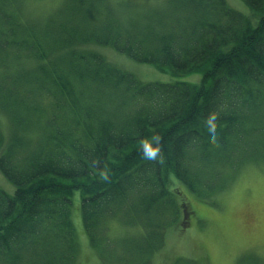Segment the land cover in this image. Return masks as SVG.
Here are the masks:
<instances>
[{"label": "trees", "instance_id": "1", "mask_svg": "<svg viewBox=\"0 0 264 264\" xmlns=\"http://www.w3.org/2000/svg\"><path fill=\"white\" fill-rule=\"evenodd\" d=\"M137 1L65 0L38 22L0 0V172L15 186L0 187V264H77V192L103 264H149L187 223L174 177L209 196L264 158V0H242L248 15L228 0ZM95 45L202 78L142 82ZM114 221L143 231L134 246L111 245Z\"/></svg>", "mask_w": 264, "mask_h": 264}, {"label": "rangeland", "instance_id": "2", "mask_svg": "<svg viewBox=\"0 0 264 264\" xmlns=\"http://www.w3.org/2000/svg\"><path fill=\"white\" fill-rule=\"evenodd\" d=\"M64 1L22 0V3L28 17L42 22L55 14ZM121 1L108 0V5L116 11ZM138 1L143 6H136V10L158 5V1ZM228 2L244 14L251 12L242 0ZM86 48L97 50L112 64L135 75L142 82L189 81L199 84L202 78L200 73L174 76L169 71L164 72L152 64L140 63L109 46ZM0 128L7 137L9 121L2 113ZM218 182L219 190L213 195L200 197L174 177V186L181 187L182 198L189 205V214L185 219L187 223L186 226L178 223L166 231L163 245L152 255L149 264H175L177 259L194 264H264V158L242 160L233 171L223 173ZM0 187L9 195L14 194L15 186L1 172ZM81 204V194L77 192L72 207L80 247L77 264H103L99 254L89 244L83 226ZM141 232L140 228L114 221L109 230L113 241L111 245L114 248L117 245L116 249L122 251L121 245L132 244L130 241L135 242L133 239Z\"/></svg>", "mask_w": 264, "mask_h": 264}]
</instances>
